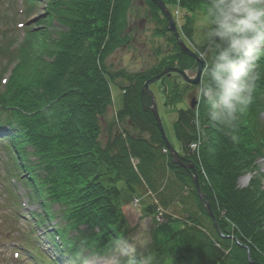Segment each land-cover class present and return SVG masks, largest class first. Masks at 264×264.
<instances>
[{
  "label": "trees",
  "instance_id": "1",
  "mask_svg": "<svg viewBox=\"0 0 264 264\" xmlns=\"http://www.w3.org/2000/svg\"><path fill=\"white\" fill-rule=\"evenodd\" d=\"M131 1L47 0L40 23L56 22L62 28L57 37H43V31L36 27L26 31L17 51L7 52L8 56L18 55L14 56L17 61L12 58L7 62L16 61L6 86L0 89V146L10 170L42 209L35 218L52 222L58 212L62 213L68 226L55 224L54 233L72 250L71 260L74 253L93 244L107 252L120 239L118 227L123 219L118 217L110 196H116L115 184L122 181L130 192L145 193L148 189L155 193L165 208L178 202L174 196L182 191L191 190L195 198V207L188 208L189 204L182 202V213L189 217L169 245L158 249L161 256L152 264H163L167 259H173V264H248L243 246L248 248L252 261L264 264V193L258 188L260 181L254 178L248 187L237 188L238 177L253 172L256 159L264 158V57L257 62L252 101L232 127L209 121L207 109H201L199 156L207 182L198 174V183L202 195L210 200L218 233L201 207L192 176L162 152L165 144L152 114L143 107L148 105L147 97L141 93L148 73L136 74L127 86L121 87L122 106L115 112V119L104 127L98 120V114L105 116V108L112 103L106 70L95 69V58L99 56L103 61L124 44ZM143 1L150 17L158 25L162 22V29L156 31L161 36L165 21L157 19L153 0ZM162 1L165 5L173 2ZM206 3L207 0H181L180 5L182 10L194 12L200 7L204 12ZM96 36L101 44L108 36V42L103 43L108 51L104 57L99 52L100 45H89ZM36 39L38 51L32 54ZM173 44L174 50H168L161 61L164 67L183 55L176 42ZM1 53L5 55L3 49ZM114 75L126 78L123 72ZM194 118L191 107L179 110L174 137L184 161L197 169L198 158L189 150L197 134ZM118 123L122 127L126 124L133 133H119ZM170 186L179 188L178 192H171ZM53 204L61 207L58 212L51 211ZM80 226L86 237L77 246L66 231ZM212 241L220 248L216 249ZM138 263L141 260L136 255L125 264Z\"/></svg>",
  "mask_w": 264,
  "mask_h": 264
},
{
  "label": "rangeland",
  "instance_id": "2",
  "mask_svg": "<svg viewBox=\"0 0 264 264\" xmlns=\"http://www.w3.org/2000/svg\"><path fill=\"white\" fill-rule=\"evenodd\" d=\"M31 1L0 0V75L5 72V79L11 74L8 70L7 62L12 58H14L13 60H16L14 56L18 57L17 54H14L13 56H8L6 54L7 52L17 51V47L21 45L25 37V34H22V31L26 33V31L38 27L41 31H43V37L55 39L57 34L62 30L56 22L50 21V23H40L41 17H43V13L45 12L47 0H38L37 2L39 3L36 4V6L35 3ZM155 1L156 0H153V3L156 5ZM162 3L164 4L163 1ZM180 3L181 0H173L172 4H164V6L173 19L174 28L179 40L189 49L191 53L202 61L197 55L195 49L201 39L203 10L200 9V7L194 12H189L184 9L182 10ZM156 7L158 10L156 13L157 19L159 21H165V31L161 36L157 35L156 31L162 29V22L158 25L155 19L150 17V11H148L143 0H132L126 13L128 26L125 31L126 39L123 44L124 46L119 44L120 46L113 49L109 55L103 59V61L99 58V56L95 58V69L99 72L102 67L106 70V74H109H105V76L108 78L107 88L110 91V99L112 103L110 107L105 108V116L98 114V120L101 122L102 127H104V124H108L111 120L115 119V112L120 110L122 106V95L124 91L121 87L127 86L131 78L136 74L148 73L149 75L145 80L146 82L149 79L158 76L166 68H175L182 71L190 80H194L196 78L198 70L197 61L181 52L175 36L166 30L167 21L164 18L163 13L157 5ZM26 21L29 22V24L24 26L22 29L19 28L18 25L24 24ZM6 26L9 27V30H5L4 27ZM5 36L9 39L6 40ZM96 37L94 40H90L89 45H100L99 52H102L104 57V53H107L108 51L104 48L103 43L108 42V36L105 37L102 44L99 42L100 37ZM9 41L10 43H8ZM38 41L39 39L34 40L32 54L38 51V47L36 46ZM175 42L183 55L177 57L172 65L164 67L162 66L161 61L165 55L169 54L168 50H174L173 43ZM110 45L111 44H109V46ZM12 48H16V50L11 51ZM1 49L4 50L5 55L1 53ZM38 55L39 53L37 56ZM182 62L185 63L186 66H184ZM118 72H123L124 76H122L126 78H117L118 75L114 74ZM111 75L116 78L113 80ZM203 75L204 66L197 85L193 86L185 83L178 74L171 73L169 76H163L157 82L149 86V91L154 96L156 113L162 125L163 133L173 151H175L182 158L183 153L181 151V146L174 137L176 113L181 109L184 110L190 107L194 110V126L197 131L196 138L200 140L202 137L200 114L201 109H206V107L196 98V90L200 85ZM109 77H111L112 80L109 79ZM147 101L148 105H144L143 107L153 116L151 110L152 105L149 97H147ZM197 113L199 115H197ZM262 120L264 122V113L262 114ZM123 123L127 124V122L124 121ZM126 124H123L124 127H122L121 123L119 124V133L122 135L125 131L133 133L132 129H130V127L127 126L128 124ZM100 138L101 137H99V140ZM201 143L202 140L199 142L198 149ZM162 152H167L169 156L167 148L163 149ZM191 153L198 158L196 159L197 169H195L197 178L199 174L200 177H203L204 181L207 182L202 163L200 162L199 152L195 153L191 151ZM184 160L185 159L183 158V163L187 165L188 163ZM255 163L257 165L253 172L247 171L245 174L238 177L237 188L244 189L248 187L250 180L253 181V179L256 178L260 181V183H257L259 190L264 193V158L256 159ZM10 168L11 167L6 160L5 151H3L0 146V264H33L32 262H28L29 257L26 253L20 252L19 256L16 257L15 252H17V250L14 248L15 246L22 245L21 240L24 239V234L28 231L34 230L36 237L40 238L37 240L44 241V230L47 228L48 224L38 227L37 223L29 218L31 213H41V210L37 203H33L28 200L26 190L22 187L20 182L15 180L16 176ZM187 171L189 172V175L192 176V173L189 170ZM244 177H247L248 181L244 184L242 183L241 185L240 180ZM115 187L117 188V192L115 193L116 196L111 195L110 198L114 201L113 205L116 207L119 215L118 217L123 219V224H121L120 228L118 227V233L121 235L120 237L118 235L120 239L117 240L114 246L107 252L98 250V244H93V246L89 248L85 247L79 253L73 252V260L71 263L76 260L79 264H125L129 260L134 259L137 253L141 260V263L138 264H152L155 258H160L159 256H161V252L159 254L158 249H164L169 245V241L173 234L183 227L184 222H186L187 217H189L188 215L182 213V202L189 204L188 208L191 206L195 207V198H193L191 190L182 191L178 196H174L178 202L174 201L169 207L165 208L160 204L158 197H155V193L150 192L148 189L145 190V193L130 192L127 190L122 181L117 182ZM8 188L11 193H14L16 198L19 197V199L16 200V205H14V203H12L9 199ZM175 190L178 192L179 188L172 189L170 186L171 192H174ZM171 197H173L172 194ZM210 197L215 203L214 194ZM167 199H169V197H167ZM202 199L203 203L199 199L201 207L205 210V202H208L210 210H212L209 198L202 195ZM59 208L61 207L53 204L51 211L58 212ZM102 209L107 210L106 207ZM211 213L217 225L216 231L219 233L220 230L218 228L217 221L212 211ZM218 214L221 219L224 218L223 213L218 212ZM15 215H18L19 217L14 218ZM168 217H170L171 220H168ZM52 224H57L62 227L68 226V223L61 212L56 214V218L52 221ZM230 226L232 229L235 228L233 225ZM84 231V227L80 226L73 229L68 228L66 233L78 246V244L82 243V237H86ZM81 232H83L82 235ZM229 239L235 241L232 236H230ZM27 240L25 241L27 242ZM29 243L32 242L29 240ZM212 245L216 249L220 248L216 242L212 241ZM40 247L41 250H46V246L41 245ZM50 247L52 246L48 243L47 250L45 252H50V254L54 252L56 254L55 251L50 250ZM68 254L70 257L71 253L69 252ZM59 255L61 256L60 253ZM66 263L68 264V262ZM163 264H173V259H167L165 263L163 262Z\"/></svg>",
  "mask_w": 264,
  "mask_h": 264
},
{
  "label": "clouds",
  "instance_id": "3",
  "mask_svg": "<svg viewBox=\"0 0 264 264\" xmlns=\"http://www.w3.org/2000/svg\"><path fill=\"white\" fill-rule=\"evenodd\" d=\"M195 50L204 66L196 98L209 121L232 127L256 89L257 62L264 57V0H207Z\"/></svg>",
  "mask_w": 264,
  "mask_h": 264
},
{
  "label": "water",
  "instance_id": "4",
  "mask_svg": "<svg viewBox=\"0 0 264 264\" xmlns=\"http://www.w3.org/2000/svg\"><path fill=\"white\" fill-rule=\"evenodd\" d=\"M155 3L158 6V8L160 9V11L163 13L164 18L167 21V28H166L167 32H170V33H172L175 36L182 53H184L185 55H187L189 57L194 58L197 61L198 70H197V73H196V78L194 80H190V79L187 78V76H185V74L182 71H180L178 69H175V68H166L158 76L153 77V78L149 79L148 81H146L143 84V86H142L141 93L146 95L150 99V102H151V105H152V109L151 110H152V113H153V116H154V119H155V124L157 126V129H158L161 137H162V141L165 143L166 148L169 151V157L171 159L172 164H174L176 166H179L182 169L189 170L192 173V179H193L194 186H195V188L197 190L198 197H199L200 201L203 203L202 194L200 192V186H199V183H198V178H197V176L195 174L194 165L193 164H187V165L184 164L183 163V158L180 157L175 151H173L172 147L169 145V143H168V141H167V139H166V137H165V135L163 133L162 125H161V123H160V121L158 119L157 113H156V108H155L156 106H155V103H154V96L149 91V86L151 84L157 82L163 76H169L171 73L178 74L185 83H188V84L193 85V86L197 85L199 83L200 75H201V72H202V69H203V62L200 61L193 53H191L189 51V49L179 40L178 35L176 33V30L174 28L173 19L171 18V16L167 12V10H166L164 4L162 3V1L156 0ZM205 210L208 213V216L211 218V220L213 222V225H214V227L216 229L217 225H216V222H215V220H214V218L212 216V213H211V210H210L208 202H205ZM239 246H241V245L239 244ZM243 248L246 251V259H247L248 263L249 264H259V263H254L251 260L248 248L245 247V246H243Z\"/></svg>",
  "mask_w": 264,
  "mask_h": 264
},
{
  "label": "built area",
  "instance_id": "5",
  "mask_svg": "<svg viewBox=\"0 0 264 264\" xmlns=\"http://www.w3.org/2000/svg\"><path fill=\"white\" fill-rule=\"evenodd\" d=\"M199 142H200V140L197 139L194 143H192L190 145V150L193 151V152H195V153H198V145H199Z\"/></svg>",
  "mask_w": 264,
  "mask_h": 264
},
{
  "label": "bare ground",
  "instance_id": "6",
  "mask_svg": "<svg viewBox=\"0 0 264 264\" xmlns=\"http://www.w3.org/2000/svg\"><path fill=\"white\" fill-rule=\"evenodd\" d=\"M248 181V178L247 177H244L240 180V184L242 185V183H246Z\"/></svg>",
  "mask_w": 264,
  "mask_h": 264
}]
</instances>
